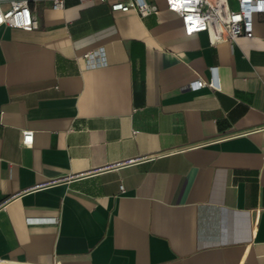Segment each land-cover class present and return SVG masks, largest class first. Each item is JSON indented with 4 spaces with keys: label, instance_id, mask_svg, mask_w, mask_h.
<instances>
[{
    "label": "crops",
    "instance_id": "crops-1",
    "mask_svg": "<svg viewBox=\"0 0 264 264\" xmlns=\"http://www.w3.org/2000/svg\"><path fill=\"white\" fill-rule=\"evenodd\" d=\"M149 1L0 26V264H264V15L212 44Z\"/></svg>",
    "mask_w": 264,
    "mask_h": 264
},
{
    "label": "built area",
    "instance_id": "built-area-1",
    "mask_svg": "<svg viewBox=\"0 0 264 264\" xmlns=\"http://www.w3.org/2000/svg\"><path fill=\"white\" fill-rule=\"evenodd\" d=\"M51 1L54 10H63L67 0H0V26L35 31L40 20L35 15L33 4ZM81 3H110L113 11L137 13L141 18L158 13L159 8L149 0H78ZM167 9L177 13L182 20L184 32L192 36L207 32L212 44L233 43L239 38L255 36L256 17L264 15V0H166ZM89 68L105 65L104 49L84 55ZM215 81H193L189 87L199 90L217 88ZM137 133V131H135ZM33 131H24L22 143L33 145ZM124 190V186H121ZM58 264V263H57Z\"/></svg>",
    "mask_w": 264,
    "mask_h": 264
}]
</instances>
